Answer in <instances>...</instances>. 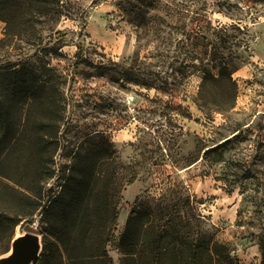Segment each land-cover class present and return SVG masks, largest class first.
<instances>
[{
    "label": "rangeland",
    "instance_id": "1",
    "mask_svg": "<svg viewBox=\"0 0 264 264\" xmlns=\"http://www.w3.org/2000/svg\"><path fill=\"white\" fill-rule=\"evenodd\" d=\"M63 3L67 16L54 25L65 34L60 54L35 52L30 42L22 55L40 67L50 63L45 78L54 99L39 93L26 115L13 112L21 132L2 152L0 208L29 211L27 200L11 199L14 181L33 192L42 186L33 221L20 220L14 235L33 231L49 242L41 212L60 191L75 151L97 145L102 157L114 149L116 160L96 168L93 193L113 173L119 187L140 163L118 200L116 236L135 202L147 207L163 199L168 211L187 212L188 197L205 229L241 255L264 232V0H168L149 19L133 21L116 0ZM4 28L0 19V38ZM53 31L42 33L41 45L57 44ZM17 44L24 40L14 38L13 57L23 53ZM219 62L227 66L221 72ZM205 69L213 76L204 79ZM43 136L50 142L40 150ZM38 164L42 175L53 170L39 185L30 172ZM109 254L119 264L118 251Z\"/></svg>",
    "mask_w": 264,
    "mask_h": 264
},
{
    "label": "trees",
    "instance_id": "2",
    "mask_svg": "<svg viewBox=\"0 0 264 264\" xmlns=\"http://www.w3.org/2000/svg\"><path fill=\"white\" fill-rule=\"evenodd\" d=\"M165 1L168 0H116V6L130 21L145 20ZM65 10L63 0H0V19L5 23L0 38V52H3L0 57V161L2 152L19 141L20 123L13 120V112L26 115L39 93L54 99V92L45 78L52 73L50 63L41 64L40 67L35 59L22 55L25 49L32 48L30 42L35 52L43 50L45 54H60V42L65 34L54 29V25L62 16H67ZM46 30H54L55 36L52 35L50 40L57 44L41 45L42 33ZM15 37L24 40V44L15 47L23 52L19 57H13L12 49H8ZM35 37L40 40H33ZM217 66L219 72L227 67L222 62ZM203 72L204 79L213 76L206 69ZM139 80L134 77L132 82L138 84L141 82ZM43 103L45 110L50 111L51 102L45 99ZM56 122L55 132L58 130ZM43 140L40 150L48 148L50 142L49 137L43 136ZM226 141L206 150H217ZM102 150L96 145L75 151L60 191L41 212V220L46 224L45 231L50 235V240L48 243L42 241V251L34 264H113L109 249L118 251L119 264H264V232L256 240L259 261L243 262L226 243L205 229L204 215L191 204L188 197L184 199V204L189 207L187 212L176 209L168 211L167 204H162L163 199L147 207L135 202L122 232L116 236L118 200L124 186L136 180V167L140 163H135L129 177L119 187L113 173V177H109L93 193L101 177L100 169L96 168L107 161L113 164L116 160L114 149L109 148L108 154L103 157L100 155ZM32 157L37 163L36 153ZM90 159L94 161L89 162ZM37 167L40 165L31 167L30 172L35 178L39 176L35 180V184L39 185L40 180L52 175L53 170L49 169L42 175ZM9 186L11 199L27 200L25 206L29 211L17 213L0 208V241L5 244L0 254L8 250L19 221L24 218L33 221L29 216L40 205L42 196L40 185L35 192L31 191L29 185L17 181ZM110 188L115 194L109 193ZM70 224H73L72 227Z\"/></svg>",
    "mask_w": 264,
    "mask_h": 264
},
{
    "label": "water",
    "instance_id": "3",
    "mask_svg": "<svg viewBox=\"0 0 264 264\" xmlns=\"http://www.w3.org/2000/svg\"><path fill=\"white\" fill-rule=\"evenodd\" d=\"M42 251V237L33 231L15 234L6 252L0 254V264H34Z\"/></svg>",
    "mask_w": 264,
    "mask_h": 264
},
{
    "label": "crops",
    "instance_id": "4",
    "mask_svg": "<svg viewBox=\"0 0 264 264\" xmlns=\"http://www.w3.org/2000/svg\"><path fill=\"white\" fill-rule=\"evenodd\" d=\"M251 252V256L249 254ZM243 262H258L259 261V251H258V246L256 244V241H249L246 243V249L243 250V253L238 255Z\"/></svg>",
    "mask_w": 264,
    "mask_h": 264
}]
</instances>
